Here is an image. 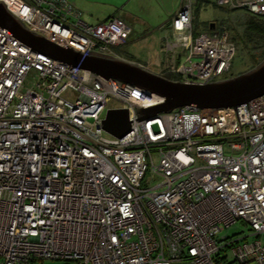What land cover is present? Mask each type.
Segmentation results:
<instances>
[{"label":"built area","instance_id":"built-area-1","mask_svg":"<svg viewBox=\"0 0 264 264\" xmlns=\"http://www.w3.org/2000/svg\"><path fill=\"white\" fill-rule=\"evenodd\" d=\"M0 3L83 56L119 58L132 32L118 17L85 23L69 0ZM196 3L180 0L168 22L159 75L208 84L229 71L235 47L222 29L194 34ZM217 5L264 15V0ZM113 100L129 112L121 139L102 128ZM161 102L0 28V264H264V96L138 119V108ZM238 222L248 235L220 237Z\"/></svg>","mask_w":264,"mask_h":264},{"label":"water","instance_id":"water-1","mask_svg":"<svg viewBox=\"0 0 264 264\" xmlns=\"http://www.w3.org/2000/svg\"><path fill=\"white\" fill-rule=\"evenodd\" d=\"M167 14L173 13L174 0H157ZM0 28L8 31L31 50L54 60L77 67L106 80H117L135 86L147 95L162 99L158 105L138 108V119H150L183 107L198 109L236 108L264 96V59L252 69L235 77L208 84H189L173 81L155 74L135 63L117 58L93 54L83 56L70 48L60 47L42 36L27 30L0 3ZM209 28L214 29V23ZM127 109H108L102 128L121 139L131 130Z\"/></svg>","mask_w":264,"mask_h":264},{"label":"rangeland","instance_id":"rangeland-1","mask_svg":"<svg viewBox=\"0 0 264 264\" xmlns=\"http://www.w3.org/2000/svg\"><path fill=\"white\" fill-rule=\"evenodd\" d=\"M90 5L87 6V10L93 11L105 16L113 14L116 11L121 15L123 12L137 17L138 23H128L133 35L131 39L139 37L152 31L158 32L160 35L171 36V32L167 29V24L171 17L175 15L179 9L180 0H174L173 13L167 14L163 8L159 5L157 0H85ZM114 13V14H115ZM251 15L244 10H232L229 7L217 5V0H210L208 3L199 2L193 10V28L194 34H212L217 30L222 29L227 35V39L234 44L235 54L232 60L229 71L224 75L222 80L235 77L243 72H246L264 59V34L263 37L254 38L253 42L243 43L245 40V26L247 21L250 20ZM86 22L94 23V19H87ZM142 21V23H141ZM264 26V18L262 20H256ZM210 23H214V30L209 29ZM161 28V29H160ZM163 29V30H162ZM36 71L32 70L25 82L26 87H30L34 81ZM158 74V73H155ZM159 75V74H158ZM161 76V75H160ZM163 77V76H162ZM221 81V80H219ZM120 104L113 100L109 107L117 108ZM159 179H152V185L158 182ZM248 227L238 222L231 227L220 232L221 236H242L248 235ZM43 264H64L61 261H45ZM180 264V263H175ZM254 264V263H251Z\"/></svg>","mask_w":264,"mask_h":264},{"label":"crops","instance_id":"crops-1","mask_svg":"<svg viewBox=\"0 0 264 264\" xmlns=\"http://www.w3.org/2000/svg\"><path fill=\"white\" fill-rule=\"evenodd\" d=\"M69 1H71L74 4L75 8L82 13L81 19L85 23L91 25H96L101 22H104L110 17L121 18L127 24L139 22V20L135 22L128 21L126 20L124 13L121 15V12L118 13L117 11L116 13L114 12L115 14L114 13L111 14V16L110 15L105 16L103 13H101L102 15L98 13H93V11L87 10V6L90 4L87 3L85 0H69ZM200 1L208 3V1L210 0H197V3H199ZM86 15H87V19L88 18L94 19L95 22L94 23L86 22L85 20ZM133 32L134 31L132 30L131 35L129 36L126 44L115 50L117 56L123 60L140 65L153 73L159 74L160 69L162 67V62H164L168 58V55L162 51V47L165 42V37L167 35L165 34L160 35L158 34V32L152 31L150 33L139 35V37L131 39Z\"/></svg>","mask_w":264,"mask_h":264},{"label":"trees","instance_id":"trees-1","mask_svg":"<svg viewBox=\"0 0 264 264\" xmlns=\"http://www.w3.org/2000/svg\"><path fill=\"white\" fill-rule=\"evenodd\" d=\"M262 18H264V15L251 16L250 20L247 21L246 26H245V35H244L245 40L242 39L243 43L253 42L254 38L263 37L264 26H262L260 22L256 21V20H262Z\"/></svg>","mask_w":264,"mask_h":264},{"label":"flooded vegetation","instance_id":"flooded-vegetation-1","mask_svg":"<svg viewBox=\"0 0 264 264\" xmlns=\"http://www.w3.org/2000/svg\"><path fill=\"white\" fill-rule=\"evenodd\" d=\"M123 13L125 15L126 20H128V21L135 22V21L139 20L137 17L129 14L128 12H123Z\"/></svg>","mask_w":264,"mask_h":264}]
</instances>
